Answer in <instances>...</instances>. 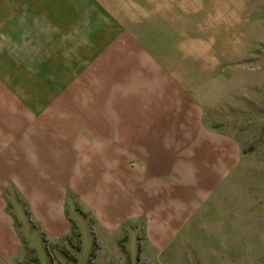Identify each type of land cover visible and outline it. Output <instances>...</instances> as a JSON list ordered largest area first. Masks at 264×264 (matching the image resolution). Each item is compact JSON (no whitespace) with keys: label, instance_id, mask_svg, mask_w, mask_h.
Returning a JSON list of instances; mask_svg holds the SVG:
<instances>
[{"label":"rangeland","instance_id":"rangeland-1","mask_svg":"<svg viewBox=\"0 0 264 264\" xmlns=\"http://www.w3.org/2000/svg\"><path fill=\"white\" fill-rule=\"evenodd\" d=\"M121 39L138 58L112 96ZM150 85L180 187L125 215L104 206L107 222L76 192L74 152L94 171L126 129L102 140L76 120L94 104L120 120ZM190 136L228 167H190ZM0 226V264H264V0H0Z\"/></svg>","mask_w":264,"mask_h":264},{"label":"crops","instance_id":"crops-1","mask_svg":"<svg viewBox=\"0 0 264 264\" xmlns=\"http://www.w3.org/2000/svg\"><path fill=\"white\" fill-rule=\"evenodd\" d=\"M126 41L130 42L126 39L112 41V43L116 42V44H120V46L116 47L121 50V57L112 56L116 59H111L112 57L110 56L111 54L114 55V53L112 51L108 53V57H110V60L108 59L110 95L112 96L121 95V89H126L128 82H122L124 79V81H126L131 77L132 71L130 70H132V67L134 68L136 66L133 63L138 58L135 53L137 50H132L131 47L127 45ZM126 49H128V55H130V52L136 55L135 58L133 57L130 59L133 60L131 67L130 61L126 60L125 57ZM127 70H129V72ZM162 89L158 90V88L153 87V85L149 86V90H147V86H145V90L138 89V91H135L136 89H133V93H137V98H141L139 100V103L141 102L140 106H137L139 103H136L135 100L133 108L132 105H129V107H127L128 109H118V112H121V119L115 122L107 115L105 109H101V107H98L96 104L83 110L81 118L76 120L77 127L90 129V132L102 140L104 138L100 135L104 134V130L109 126L110 128L119 127L126 129L121 131L122 133L120 135L110 136V157L106 164L98 162V166H96L97 169H94V171L89 170L91 166L93 167V164L91 163L90 166V162L83 160V155L85 154L84 150L75 149L74 152L76 158L74 165L77 172L74 173L72 182H76V192L83 195L82 201L86 206L95 207L100 218H104L107 222L110 220L107 219V214L103 212V209H105L104 206L108 208H120V212L118 213L125 215L134 202L137 207L141 205L148 207L147 203H150V206H154L152 205L155 204L153 202L164 199V195L161 199L154 197V195L152 196L151 193H154L156 190L166 193L178 192V188L180 187L177 172L178 163L180 164V162H178L179 142H175L174 137L172 138V135H170L171 144L165 147L163 145V136L160 135L164 130L172 134L173 127V121L166 122L162 121V119L159 120L161 116L160 114L157 115V113L162 111V108H164L167 102V99H165L167 98V94L162 92ZM133 93L131 92V94ZM124 94L128 95V93ZM158 94L162 96L160 98L161 103L163 102L162 105L157 104V102L159 103L160 101L156 100ZM143 100H145V106H143ZM147 101H149V104L146 107ZM153 103H155L154 106ZM22 122L26 124L23 120ZM189 128L190 125L186 126V129ZM160 129H162V131H160ZM191 137L192 136L187 138V148L189 150L186 156V158L189 159L190 167L193 166V169L194 167L198 169L201 164L203 174H221V170H225L228 167L227 159H222L225 161L223 164L212 166V160L214 161V159L209 149L201 145H189V143H191L189 141ZM89 149L92 150V147ZM96 155L98 154L96 153ZM211 166L215 167L213 172L210 171ZM56 181L57 184L60 185L58 179ZM186 181H190V184H192L191 181H193V179ZM186 181H184L185 184ZM80 182H86L89 186L79 189L78 185ZM84 191H86V194H83ZM169 199L171 201L173 200L171 194ZM48 206H50V204ZM2 233L3 230L1 232L0 226V245ZM6 252L7 250L3 248L2 254H6Z\"/></svg>","mask_w":264,"mask_h":264}]
</instances>
